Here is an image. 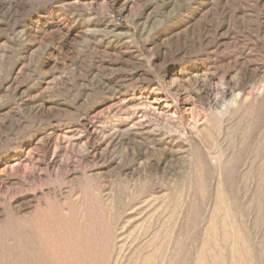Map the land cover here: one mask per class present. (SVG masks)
Returning <instances> with one entry per match:
<instances>
[{"label": "rangeland", "instance_id": "374dc122", "mask_svg": "<svg viewBox=\"0 0 264 264\" xmlns=\"http://www.w3.org/2000/svg\"><path fill=\"white\" fill-rule=\"evenodd\" d=\"M0 264H264V0H0Z\"/></svg>", "mask_w": 264, "mask_h": 264}]
</instances>
